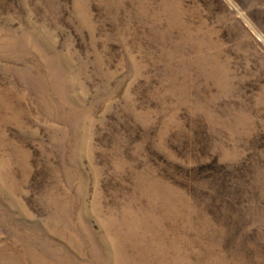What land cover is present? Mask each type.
Returning <instances> with one entry per match:
<instances>
[{
  "label": "rangeland",
  "instance_id": "374dc122",
  "mask_svg": "<svg viewBox=\"0 0 264 264\" xmlns=\"http://www.w3.org/2000/svg\"><path fill=\"white\" fill-rule=\"evenodd\" d=\"M0 264H264V0H0Z\"/></svg>",
  "mask_w": 264,
  "mask_h": 264
}]
</instances>
